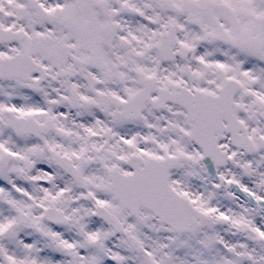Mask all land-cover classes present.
Listing matches in <instances>:
<instances>
[{
	"label": "snow or ice",
	"instance_id": "snow-or-ice-1",
	"mask_svg": "<svg viewBox=\"0 0 264 264\" xmlns=\"http://www.w3.org/2000/svg\"><path fill=\"white\" fill-rule=\"evenodd\" d=\"M0 264H264V0H0Z\"/></svg>",
	"mask_w": 264,
	"mask_h": 264
}]
</instances>
